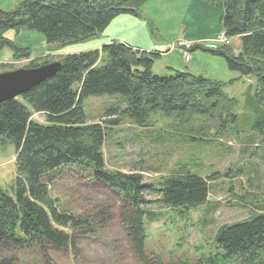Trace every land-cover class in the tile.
<instances>
[{"label":"trees","instance_id":"obj_1","mask_svg":"<svg viewBox=\"0 0 264 264\" xmlns=\"http://www.w3.org/2000/svg\"><path fill=\"white\" fill-rule=\"evenodd\" d=\"M147 1L21 0L12 10L0 9V53L7 47L12 60L31 55L5 36L10 30L40 34L48 49L95 39L120 14L142 17L141 7ZM204 2L221 10L224 35L240 40L237 53L230 45L208 51L224 58L227 68L240 78H253L242 102L223 92L224 83L186 69L155 75L151 72L155 52L118 41L57 58L31 59L24 67L60 62L44 81L0 102V141L5 137L14 144L16 173L11 194L0 187V264H15L13 252L29 247L44 253L51 246L75 255L76 239L102 227L105 212L79 214L50 194L51 174L67 167H77L80 175L111 188L129 205L121 212V223L140 260L145 259L144 223L154 218L145 207L151 201L144 198L146 193L155 192V201L171 210L205 203L208 183L187 167L153 185L145 184L140 172L106 169L102 148L109 125L126 119L149 128L156 116L169 120V127L192 140L205 139L212 128L218 132L230 126L236 133L257 131L264 140V0ZM8 70H14L10 62H0V72ZM104 94L122 95L125 105L103 113L116 118L87 121L84 99ZM32 112L42 113L44 121L33 120ZM246 141L253 142V136ZM257 210L239 222L220 225L213 237L215 253L193 264H264V211ZM8 252L15 256L2 255Z\"/></svg>","mask_w":264,"mask_h":264},{"label":"rangeland","instance_id":"obj_2","mask_svg":"<svg viewBox=\"0 0 264 264\" xmlns=\"http://www.w3.org/2000/svg\"><path fill=\"white\" fill-rule=\"evenodd\" d=\"M20 2L0 0V9L12 10ZM188 2L148 0L141 7V12L153 20L152 27H160L168 33L166 37L174 41L179 37L178 26L184 15L188 19L190 17L186 11ZM5 36L13 39L18 47L32 51L28 59L12 60V51L3 48L0 62H10L14 69L28 66L31 59L45 56L57 58L84 51L81 50L83 46L78 44L86 42L48 49L42 36L35 32L15 33L10 30ZM230 46L234 52L237 51L239 38H232ZM214 49H195L190 61L183 60L196 71L194 73L224 83L223 92L242 102L253 78H240L237 72L230 71L224 58L208 51ZM176 50L181 53L180 49ZM180 69L184 71L185 68ZM151 72L162 76L174 73L163 70L161 61L155 63V59ZM123 105L122 95L104 94L88 96L82 107L87 121L102 122L103 119L117 117L104 115L106 109L118 111ZM31 118L37 122L44 121L42 113L32 112ZM152 120L154 124L149 128L137 127L126 119L108 126L110 129H107L108 135L102 148L106 169L123 173L140 172L143 182L153 185L162 182L165 176L175 173L179 167H187L191 173L207 181L205 203L188 209L171 210L155 201V192L146 193L144 198L151 201L145 207L151 210L154 218L144 223L145 259L140 260L121 223V212L129 205L111 188L80 175L77 167H67L51 174L52 180L48 186L50 194L64 208L79 214H85L88 210L105 212L102 227L89 236L76 239L75 255L51 246H46L44 253L39 248L29 247L13 252L17 258L15 264H193L215 253L213 237L220 225L239 222L251 215L252 210L261 208L264 211V140L257 131L236 133L230 126L216 132L212 128L205 139L198 141L169 127V120L156 116ZM250 135L253 142L249 143L246 138ZM14 156V144L4 137L0 141V187L8 194H11V182L16 175ZM13 253L2 255L11 256Z\"/></svg>","mask_w":264,"mask_h":264},{"label":"crops","instance_id":"obj_3","mask_svg":"<svg viewBox=\"0 0 264 264\" xmlns=\"http://www.w3.org/2000/svg\"><path fill=\"white\" fill-rule=\"evenodd\" d=\"M160 11H163V9H160ZM186 11L190 17L188 19L187 15H184L182 22L178 26L180 34L177 38H185L187 40L207 39L214 37L222 31L219 20L221 16L220 9L202 0H189ZM141 13L142 17H135L129 14H120L114 17L99 37L78 44V46H83L84 49L82 48L81 50L87 51L100 49L111 41H118L139 50L151 53L155 52L157 54L154 58L155 63L156 61H161L163 70L167 72L181 70L180 68L183 66L191 73L196 72L191 67L189 68L186 63L182 62L179 51L170 48L171 40L169 37H166L168 33H165L156 25L152 27L154 24L153 20H151L148 14ZM167 15H170V13ZM205 16L206 22L204 21ZM238 51L239 47L235 52Z\"/></svg>","mask_w":264,"mask_h":264},{"label":"water","instance_id":"obj_4","mask_svg":"<svg viewBox=\"0 0 264 264\" xmlns=\"http://www.w3.org/2000/svg\"><path fill=\"white\" fill-rule=\"evenodd\" d=\"M59 61L49 62L33 68H18L0 72V102L16 98L55 73Z\"/></svg>","mask_w":264,"mask_h":264},{"label":"built area","instance_id":"obj_5","mask_svg":"<svg viewBox=\"0 0 264 264\" xmlns=\"http://www.w3.org/2000/svg\"><path fill=\"white\" fill-rule=\"evenodd\" d=\"M221 43H228V39L223 35L220 34L217 36L214 40H206V41H200V44L203 46H209V47H216ZM192 43L185 40V39H177L173 42V48H179L183 51V58L188 61L190 58L189 49L191 48Z\"/></svg>","mask_w":264,"mask_h":264}]
</instances>
